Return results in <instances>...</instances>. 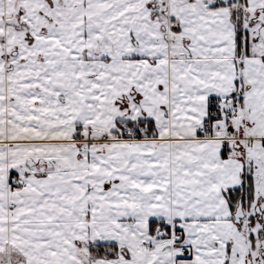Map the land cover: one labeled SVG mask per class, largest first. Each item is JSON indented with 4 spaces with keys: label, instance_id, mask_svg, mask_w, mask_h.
I'll use <instances>...</instances> for the list:
<instances>
[{
    "label": "snow or ice",
    "instance_id": "obj_1",
    "mask_svg": "<svg viewBox=\"0 0 264 264\" xmlns=\"http://www.w3.org/2000/svg\"><path fill=\"white\" fill-rule=\"evenodd\" d=\"M0 264H264V0H0Z\"/></svg>",
    "mask_w": 264,
    "mask_h": 264
}]
</instances>
